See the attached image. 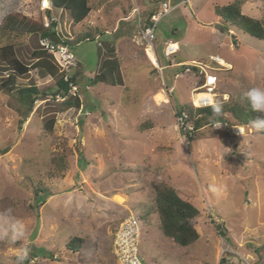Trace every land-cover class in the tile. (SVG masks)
I'll return each instance as SVG.
<instances>
[{"label":"rangeland","instance_id":"1","mask_svg":"<svg viewBox=\"0 0 264 264\" xmlns=\"http://www.w3.org/2000/svg\"><path fill=\"white\" fill-rule=\"evenodd\" d=\"M234 1L89 0L92 11L78 24L68 11L52 8L62 39L88 28L104 33L70 48L73 64L54 54L76 76L72 91L81 95V108H64L59 95L22 96L0 88V210L12 208L26 223L25 237L0 239V264H17L14 253L22 247L29 264H117L112 239L130 216L141 224L144 264H264V134L253 126L237 134L234 127L207 124L190 139L177 119V105L191 106L205 81L197 64L208 73L218 70L215 91L224 101L264 89V39L215 11ZM241 1L242 13L264 25V0ZM163 2L172 9L157 23L156 43L173 40L179 50L166 57L161 46L151 48L156 66L138 14L158 13ZM42 10L41 0H0V24L10 12L42 20ZM9 44L30 65L40 34L0 32V48ZM214 56L225 64L217 66ZM108 57L121 61L118 84L92 82ZM175 64L189 68L174 78ZM11 72L0 60V79ZM17 84L47 92L55 80L32 69L18 75ZM160 92L165 100L157 98ZM51 118L53 129L43 132ZM154 181L173 186L198 207L200 238L189 246L161 230ZM38 187L45 189L40 196ZM74 237L86 239L79 251L67 248Z\"/></svg>","mask_w":264,"mask_h":264},{"label":"trees","instance_id":"2","mask_svg":"<svg viewBox=\"0 0 264 264\" xmlns=\"http://www.w3.org/2000/svg\"><path fill=\"white\" fill-rule=\"evenodd\" d=\"M51 8L43 9L42 20L34 19L32 17L21 14L20 12L8 13L0 24V32H15L16 34H40V39L49 37L56 33V20L52 18V8L68 11L74 23L78 24L84 21L92 11V6L89 0H49ZM163 4V3H162ZM243 1L235 0L226 5H216L215 11L217 15L233 26L239 27L244 32L258 38L264 39V25L260 19L242 13L241 6ZM159 12V11H158ZM148 16L143 19L142 15L138 14V21L140 28H145L153 24L152 16L157 14L153 10L147 12ZM49 24V25H48ZM104 32L92 31L91 28L78 33L73 38L62 39V43L72 48L83 40L95 39ZM157 41V35H156ZM115 42H113L114 44ZM160 51L164 53V44L157 43ZM33 57L36 59L32 64L27 65L16 54V49L13 44L5 45L0 48V60L6 62L12 69L7 77L0 79V88L6 91L17 90L22 96H31L32 94L47 95L51 94L53 98L60 96L63 98L64 108H81L83 101L81 95L73 92L76 87L77 78L75 75H69L66 70H63L59 65L56 56L41 47L36 48L33 52ZM60 60L63 58L60 56ZM214 63H216L214 61ZM219 66L218 63H216ZM121 67V61L118 57L105 58L99 68V74L92 82L103 81L109 85L118 84V71ZM178 72L173 76L176 78L179 72L183 69L189 68L185 64L176 65ZM193 67V66H192ZM32 69H38L41 78L51 76L55 80V87L53 90L47 92H39L34 86L19 87L17 84L18 75H25ZM218 70H213L217 73ZM174 79L171 80V88L173 87ZM203 84V83H202ZM201 84V85H202ZM239 101L232 99L231 101H224L217 97V102L213 105L194 108L188 104L180 103L177 105V115L186 111L188 114V123L193 127L192 130L185 131V134L190 138H194V134L201 127L210 124L227 127L237 126H252L251 121L257 119L260 113L254 112L251 109L250 103L246 96ZM37 99V96L32 98L31 103ZM219 108V111L216 109ZM54 118L49 119L43 126V132L53 129ZM259 133L264 134V129L258 130ZM60 164V162L58 163ZM154 190V201L156 210L160 219V228L164 235L171 238L176 244L180 246H189L200 238V233L195 226V218L199 215L198 207L183 198L178 191L171 185L161 181H154L152 183ZM45 192V189L38 187L36 189L37 196ZM45 198V197H44ZM224 229V228H223ZM219 228V233L225 236V231ZM86 243V239L82 237H74L67 243V248L79 251ZM29 264V258L25 260ZM220 264H224L222 259Z\"/></svg>","mask_w":264,"mask_h":264},{"label":"built area","instance_id":"3","mask_svg":"<svg viewBox=\"0 0 264 264\" xmlns=\"http://www.w3.org/2000/svg\"><path fill=\"white\" fill-rule=\"evenodd\" d=\"M51 4L49 0H41V9H49ZM168 2H163L161 10L152 16L153 24L145 28H141L142 37L149 44L150 48H155L156 43V28L159 20L168 14L171 11ZM175 42L173 40H168L164 44V54L166 57H171L175 55L179 50V45L177 48L174 47ZM41 47L48 52L55 54L58 53L62 58H65L66 62L72 63L67 55L69 54V47L65 43L56 44L52 42L49 37H44L40 39ZM212 60L216 63H221L220 57H212ZM194 66L191 64L190 67ZM197 71L198 69L202 70L205 74V81L199 87L196 88L192 94V105L196 108L206 107L212 105L216 102V88H217V76L212 72H207L203 65L197 64L194 67ZM218 69V68H217ZM190 70V69H189ZM201 72V73H203ZM76 88V87H74ZM201 89H205L202 91ZM178 123L180 124L183 130H192L193 127L188 123V114L186 111H183L181 114L177 115ZM237 134L244 133V128L237 127ZM142 235V228L138 218L130 216L123 220L118 228L115 230L113 239H112V249L114 256L116 258L117 264H144L142 258L139 254V245L140 238Z\"/></svg>","mask_w":264,"mask_h":264},{"label":"clouds","instance_id":"4","mask_svg":"<svg viewBox=\"0 0 264 264\" xmlns=\"http://www.w3.org/2000/svg\"><path fill=\"white\" fill-rule=\"evenodd\" d=\"M245 96L250 103L252 111L261 114L260 116L257 117V119L250 122L251 125L257 130L264 129V89L262 88L250 89L248 92L245 93ZM191 102H192V96H191ZM216 102H217V97H216ZM191 106L193 105L191 104ZM198 108H201V107H198ZM216 110L219 111V108H217ZM237 127L245 128L244 126H237ZM237 127H235V129ZM25 235H26L25 221L17 217L14 214V211L12 208H6L4 210H0V239L10 238L14 242L17 239H21L25 237ZM14 254L17 259V264H23V261L28 256V248L22 247V248L16 249Z\"/></svg>","mask_w":264,"mask_h":264},{"label":"bare ground","instance_id":"5","mask_svg":"<svg viewBox=\"0 0 264 264\" xmlns=\"http://www.w3.org/2000/svg\"><path fill=\"white\" fill-rule=\"evenodd\" d=\"M148 46H149V45H148ZM177 46H178V44L175 43L174 47L177 48ZM147 53H148L149 58L151 59V61H152L156 66H158L157 59H156L154 53L152 52V49H151V48H148V49H147ZM220 60H221V63H222V64H223V63L225 64V60H224L223 58H221ZM157 98H158L159 100H165V99H164L165 97L163 96V93H162V92H160V93L157 95Z\"/></svg>","mask_w":264,"mask_h":264},{"label":"water","instance_id":"6","mask_svg":"<svg viewBox=\"0 0 264 264\" xmlns=\"http://www.w3.org/2000/svg\"><path fill=\"white\" fill-rule=\"evenodd\" d=\"M217 28H220V26H217ZM49 39L56 44H59L62 41L61 37L57 33L51 34Z\"/></svg>","mask_w":264,"mask_h":264}]
</instances>
